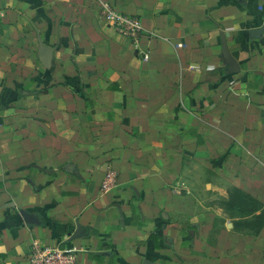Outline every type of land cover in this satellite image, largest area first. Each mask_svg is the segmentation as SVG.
Masks as SVG:
<instances>
[{"label": "crops", "instance_id": "1", "mask_svg": "<svg viewBox=\"0 0 264 264\" xmlns=\"http://www.w3.org/2000/svg\"><path fill=\"white\" fill-rule=\"evenodd\" d=\"M232 187L264 205V0H0V264H264Z\"/></svg>", "mask_w": 264, "mask_h": 264}, {"label": "built area", "instance_id": "2", "mask_svg": "<svg viewBox=\"0 0 264 264\" xmlns=\"http://www.w3.org/2000/svg\"><path fill=\"white\" fill-rule=\"evenodd\" d=\"M100 13L104 21L120 34L130 39H135L141 31L139 20L136 17L122 14L116 11L109 3L99 2ZM147 58L145 57L144 60ZM191 69H197L191 66ZM116 175L112 171L105 174L101 184V190H108L115 182ZM32 251L28 258V264H78L75 247L66 246H40L39 243L32 244Z\"/></svg>", "mask_w": 264, "mask_h": 264}, {"label": "trees", "instance_id": "3", "mask_svg": "<svg viewBox=\"0 0 264 264\" xmlns=\"http://www.w3.org/2000/svg\"><path fill=\"white\" fill-rule=\"evenodd\" d=\"M221 207L232 219V229L256 236L264 225V205L241 189L232 187L227 197L220 200Z\"/></svg>", "mask_w": 264, "mask_h": 264}, {"label": "water", "instance_id": "4", "mask_svg": "<svg viewBox=\"0 0 264 264\" xmlns=\"http://www.w3.org/2000/svg\"><path fill=\"white\" fill-rule=\"evenodd\" d=\"M228 58V57H227ZM227 61L231 64L230 59L228 58ZM20 214L22 215L24 221L26 223H32L33 222V218H31L27 213L25 212H20ZM80 228L78 226H76V231L74 232V234H72V236L70 237V240H74L80 237Z\"/></svg>", "mask_w": 264, "mask_h": 264}]
</instances>
